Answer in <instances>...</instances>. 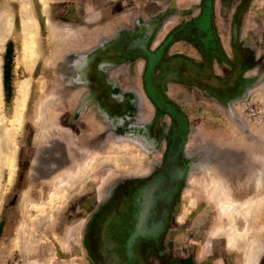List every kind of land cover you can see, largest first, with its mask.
I'll return each instance as SVG.
<instances>
[{"label": "rangeland", "instance_id": "obj_1", "mask_svg": "<svg viewBox=\"0 0 264 264\" xmlns=\"http://www.w3.org/2000/svg\"><path fill=\"white\" fill-rule=\"evenodd\" d=\"M155 1L163 6L153 19L164 48L162 62L150 66L147 59L110 54V44L124 35L123 0H0V39L5 36L0 42V148L16 150L10 177L0 149V264H102V259L92 262L89 232L98 228L103 239L106 226L90 224L110 219L114 187L162 169L172 145L180 150L186 173L167 215L165 242L157 247L166 250L163 262L244 264L245 250L229 243L235 235L249 241L244 244L255 242L256 264H264V0H211L210 20L217 29H234L233 17L241 16L242 50H220L209 65L200 58L204 67L199 68L206 72L198 76L204 80L180 81L176 91L162 78L169 57H181L171 54L170 47L190 36L185 28L205 0ZM24 4L31 6L37 25L35 60L25 55ZM153 6L147 3L151 12ZM176 15L179 21L172 26L169 21L174 23ZM103 52L108 53L97 64L92 55ZM208 67L222 88L207 82ZM187 72L177 74L191 77ZM148 74L167 112L146 95ZM25 84L24 102L18 89ZM127 97L141 113H129L138 109H130ZM121 119H135V135L127 137L131 124L120 126L116 122ZM114 158L118 165L110 164ZM91 160L101 161L97 169L88 170ZM214 181L224 185L223 198L208 194ZM64 185L70 190L67 197L52 200ZM151 201L141 206L130 201L128 215L144 218ZM227 201L238 204L235 211L219 208ZM74 228L77 233L71 236ZM215 229L220 236L212 234ZM105 242L110 264V237ZM193 253H200V260Z\"/></svg>", "mask_w": 264, "mask_h": 264}, {"label": "crops", "instance_id": "obj_2", "mask_svg": "<svg viewBox=\"0 0 264 264\" xmlns=\"http://www.w3.org/2000/svg\"><path fill=\"white\" fill-rule=\"evenodd\" d=\"M183 1L185 0H182V2ZM194 1L198 3V1H203V0H194ZM123 2H124L123 3L124 11H123V17L120 23L121 27L124 28L123 30L124 35H123L122 41H123L124 47L126 46V44H130V47L132 48H129V50L126 51L122 55V57H129L130 59L131 57H133V60L135 58H143V59H147L149 62L150 60L156 61V59L154 58L155 57L154 55L158 54V52L161 50V56L158 59V61L160 60L162 62V57H163L162 48L164 47L163 45H161V42L163 39V34L162 32L161 34L157 33V30H156V27H157L156 20L157 19L156 18H157L158 13L162 11L163 6L158 5L160 6V11H159V9L158 10L156 9L158 6H156L157 1L155 0H123ZM147 3H153L155 5L153 6L155 10L152 12L148 10ZM194 16H195L194 18L196 19L193 21V23L188 24V26L185 28L188 35L190 36L186 38L178 39L176 43L172 45V47H170L171 54H180L181 57H178L177 55H173L169 57V59L167 60L168 62L166 61L167 63H165L166 64L165 67H167L168 70L165 73H163L164 75L162 74V78H166L170 82V84H172L170 88L173 89L174 91H176V88H178L177 83H179L180 81H192V82L203 81L204 79L200 78L198 75H202L206 71L205 70L203 71L199 67L203 65H209V63L211 62L210 59L212 56H217V55L221 56L220 50L228 49V48L236 50V51L242 50L240 42L242 41L243 33H242V30L240 31L241 28L239 27V20L241 19V16L239 17L238 15H236L233 17L232 26H235L234 29H232L229 26L227 28L226 27L222 28L221 26L217 25L219 30L216 28L215 21H211L210 15L205 13V7L202 8V11L197 10ZM153 18L156 20H154ZM173 18L175 20L174 23L172 19L169 21V23L172 26L178 23L180 16L176 15ZM152 19H153V22H150ZM108 26L110 27V24ZM148 27H150V30H152V36L150 37L149 40L145 38V34L149 31V29H147ZM125 28H128V30ZM200 32L204 34L203 37L198 35L200 34ZM208 42H211L214 44L213 49L208 45ZM120 44L122 43H120L119 40L117 42H113L112 44H110V54L112 52L116 53L117 49L121 48ZM143 49H145L146 52H144ZM183 51H186L188 54L187 55L184 54ZM203 57H205L206 62L203 63L202 65V63H200V61H202L200 58H203ZM108 60H114V58H111ZM236 60H237V55H236ZM155 64L156 63L154 62V65ZM238 66H242V65L236 64L235 67L238 68ZM184 69L185 71H188L187 73L190 72L187 75L191 77L186 78V76H178L179 75L177 74L178 70H182L185 73ZM207 72L208 74H210V77H211L207 80V82L210 83V85H215V86L222 88L221 87L222 84L220 83L222 81L216 82L212 78L215 76L212 73L211 67H208ZM235 72H237V69ZM237 73L241 74L242 69H239ZM235 79H236V76H235ZM173 82L176 84L173 85ZM90 225L99 227L103 225L107 226L109 225V223L108 222L105 223V221L101 222V221L96 220L95 223H91ZM99 232L100 231L98 228L95 229L94 231L90 230L89 232V236L92 239V241H90L92 251L89 254H90V257L92 258V262L98 261V259L100 260L102 259L103 263L106 264V258L108 257V253H107L108 250L106 249V246L104 247L102 238H99L100 236ZM120 240H121L120 245L116 246V244L111 242V239H110V246L112 248L110 250V264H128L129 263L128 256H127L128 249L125 247L126 238L123 237ZM163 242H165V240L159 241V244L157 241H149V242L144 241L142 242V250L140 249V243L137 245V248H138L137 251L138 252L140 251L142 253L141 257L145 258L144 262H146V264H152L151 262H156L154 264H167L163 262V257H164V253L166 252V250L158 249L156 247L157 245L162 246ZM255 245L256 244L255 242L253 243V241L249 245L250 251H248V253H245L247 260L245 261L244 264H256V260H255L256 256L253 255L256 249ZM169 246H170V243H168V247ZM234 248L237 249L239 247L236 246ZM240 249L242 248L240 247ZM242 250L244 251V248ZM99 251L102 253L101 255ZM188 254L189 253H186V256ZM192 258L200 260L201 254L193 253ZM151 259H154V260L150 262ZM158 260L159 262H157ZM176 260L177 259H175L174 261L172 259V261H170V263L168 264H178V261Z\"/></svg>", "mask_w": 264, "mask_h": 264}, {"label": "flooded vegetation", "instance_id": "obj_3", "mask_svg": "<svg viewBox=\"0 0 264 264\" xmlns=\"http://www.w3.org/2000/svg\"><path fill=\"white\" fill-rule=\"evenodd\" d=\"M204 7H206V0L204 1ZM152 61H150V63L154 65V62H157L158 60ZM148 85L154 92L153 95H150ZM145 93L156 105V107H159V109L167 112V108H165L164 104L157 100L159 94L152 87L151 76L149 74L146 78ZM146 95H144V98H146ZM140 96L141 95L139 94V99ZM132 97L136 98L137 96L134 94ZM127 98L129 99L131 97ZM133 98L130 100V104L132 103L130 109L136 107L138 110L133 111L132 109L129 113H141V108L133 103ZM175 123L176 125H179L177 120ZM174 137H178V135ZM181 162L182 155L180 150L174 149V145H172L166 155L165 163L162 169L157 172L147 174L146 177L139 182H129L126 185H120L117 187L112 185L111 188H114L110 191V219L106 218L105 221V223L108 222L109 225H104L106 228L102 241L106 245L107 242H105V240L107 237H110L111 242L116 244V246H119L121 243L120 239L125 237V247L128 249V264H146V262H144L145 258L141 257L142 253L137 251V245L139 243L140 249L142 250V242L144 241H157L159 244V241L163 240L166 227L168 226L167 215L170 213L173 204L178 199V196H180L182 182L185 178L186 172L182 168ZM157 179L161 181L158 187H154ZM150 186H153L152 201L149 202L150 205L147 204V207H145L146 209H144L146 212L144 218L140 219L135 216H129V208L127 207L128 203L131 200L142 199L145 189L150 188ZM126 218H129V221H127ZM158 246L159 245L156 247Z\"/></svg>", "mask_w": 264, "mask_h": 264}, {"label": "bare ground", "instance_id": "obj_4", "mask_svg": "<svg viewBox=\"0 0 264 264\" xmlns=\"http://www.w3.org/2000/svg\"><path fill=\"white\" fill-rule=\"evenodd\" d=\"M42 1H44V0H42ZM22 14H21V18H22V37H23V40H24V44H25V55L29 58V60L30 59H36L37 57H38V35H37V25H36V22H35V20H34V18H33V15H32V9H31V6L30 5H28V4H24L23 6H22ZM10 24V23H9ZM8 24V25H9ZM8 34V33H7ZM5 35V34H4ZM4 38H5V36L3 37L2 36V38L0 39V42L1 43H3V40H4ZM0 43V44H1ZM2 45V44H1ZM34 59V60H35ZM29 67L31 68V66L29 65ZM26 84H29L28 82L26 83ZM24 85V87L21 89V88H19L18 89V93L20 94V96H21V98L23 99V101L25 102V100H26V95H27V89H28V85ZM1 87H2V79H1V69H0V90H1ZM1 95V94H0ZM23 105H24V103H23ZM42 110H43V108H42ZM42 113V112H41ZM44 113H45V111H44ZM44 113H43V115H44ZM22 117H18L15 121L17 122V123H19V125L21 126V123H22V119H21ZM43 118V117H42ZM41 119V118H40ZM45 119V118H44ZM46 120H48V119H46ZM10 122H12V121H10ZM14 122V121H13ZM14 125V124H13ZM17 129V128H16ZM4 143V142H3ZM2 146H4L5 147V145H2ZM4 147H1L0 149H1V154L4 156V158L6 159V164H7V168L9 169V172H10V177H12L13 176V174L15 173V170H16V150H14V149H12V151H8L7 149H5ZM7 150V151H6ZM99 159V158H98ZM110 159H108V161H109ZM98 161H100V160H91V162L89 163V169L88 170H90L91 168L92 169H97L98 167ZM101 162V161H100ZM110 164H115V165H118V163H119V160H116L115 158L114 159H111L110 161ZM104 164V163H103ZM102 165V164H101ZM100 166V165H99ZM82 171V170H81ZM213 172V171H212ZM213 176H215L217 179H220L219 177L220 176H218L217 174L216 175H213ZM73 177H75V176H73ZM64 180L66 179L67 180V178H63ZM76 181L74 182V183H77L78 182V180L76 179V178H74ZM63 180V181H64ZM160 181L161 180H156V184L154 185V187L155 186H157L158 187V185H159V183H160ZM219 181H222V180H219ZM219 181H214V182H212V184H211V187H209L210 188V190L209 189H207L208 191H209V193L208 194H212V195H215V198H216V195H217V193H219V196H218V198H220L221 197V194H222V189L224 188L222 185H221V183H219L218 184V182ZM61 182V181H60ZM223 182V181H222ZM62 183H64V182H62ZM61 185V184H60ZM73 186V185H72ZM71 186V187H72ZM69 187V186H68ZM59 188H60V186H59ZM152 188H153V186H150V188H148V189H145V191H144V193H143V198L141 199L140 198V200H131L132 201V203L131 204H135V203H137V206H141L143 203H144V205L146 204V202H147V200H151L152 199ZM68 191H70V190H68V188H67V185L65 186L64 185V187H62L61 188V190H59L57 193H54V194H52V200H57V199H62V198H64L65 196H66V194L68 193ZM58 195V196H54V195ZM67 197V196H66ZM221 198H223V197H221ZM223 204H220L219 205V208L220 209H222L225 213H230L231 211H235V207L238 205L237 203H231V202H222ZM232 205V207L233 208H231L230 206ZM249 207V206H248ZM241 209L243 208V207H240ZM245 208V207H244ZM131 216H133V214H131ZM129 219V218H128ZM50 221V220H49ZM75 229L76 228H74L72 231H71V236H74V235H76V233H75ZM247 232H248V230H247ZM212 234H214L215 235V237L216 236H220L221 235V232H220V230L219 229H215L214 231H213V233ZM235 236V235H234ZM232 237V238H230V245L231 246H234V247H236V246H238L239 248L241 247V248H244V250H245V253H248V251H250V249H249V245L246 243V244H244L247 240L246 239H244L243 240V238H241V239H239V238H236V236L235 237ZM246 238V237H245ZM240 240L242 241V242H240ZM246 240V241H245ZM247 242H249V241H247ZM236 245V246H235ZM248 245V246H247Z\"/></svg>", "mask_w": 264, "mask_h": 264}, {"label": "water", "instance_id": "obj_5", "mask_svg": "<svg viewBox=\"0 0 264 264\" xmlns=\"http://www.w3.org/2000/svg\"><path fill=\"white\" fill-rule=\"evenodd\" d=\"M207 3H206V7H205V13L206 14H210V10H211V0L210 1H206ZM152 36V30H149L146 34H145V38L147 39V40H149L150 39V37ZM120 43H122L123 44V41H121ZM121 47H123V49H117V51H119L120 52V54L118 53V54H115L116 55V57L118 58H120V57H122V55L126 52V51H128L129 50V48H132V47H130V44H126V46L124 47V45H121ZM144 50V52H146L145 51V49H143ZM106 53H108V52H103V53H97V55H96V53L95 54H93L92 56L93 57H95L96 58V63L97 64H99L100 62H101V60L102 59H104V58H101V57H103V55H104V57H105V54ZM118 55V56H117ZM155 57V59L156 60H158L159 58H160V56H161V50L158 52V54H156V55H154ZM92 57V58H93ZM80 58H82L83 59V57H80ZM101 59V60H100ZM111 59V58H110ZM108 61H110V60H108ZM72 63H74L75 65H77V61L76 60H72L71 61ZM153 62V61H152ZM97 64H95V65H93V67L94 66H96ZM151 65H152V63H150ZM148 91H149V93H150V95H153V91H152V89H151V87L148 85ZM117 124H119L120 126L121 125H123V124H126V123H129V124H131V127H129V130H130V133L128 134V136L127 137H129V136H133V135H135L134 134V129H135V123H134V121H125L124 119H121L120 121H118V122H116ZM113 125V123L111 124V126ZM128 125V124H127ZM137 126H138V124H137Z\"/></svg>", "mask_w": 264, "mask_h": 264}, {"label": "trees", "instance_id": "obj_6", "mask_svg": "<svg viewBox=\"0 0 264 264\" xmlns=\"http://www.w3.org/2000/svg\"><path fill=\"white\" fill-rule=\"evenodd\" d=\"M7 67H8V65L6 66V75H8ZM5 81H6V90H7L8 92H10L9 82H8L7 78H6Z\"/></svg>", "mask_w": 264, "mask_h": 264}]
</instances>
